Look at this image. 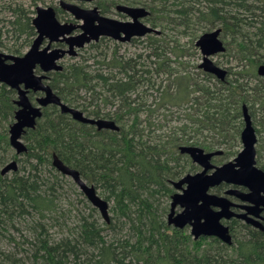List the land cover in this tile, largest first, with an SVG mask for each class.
<instances>
[{
  "label": "trees",
  "instance_id": "trees-1",
  "mask_svg": "<svg viewBox=\"0 0 264 264\" xmlns=\"http://www.w3.org/2000/svg\"><path fill=\"white\" fill-rule=\"evenodd\" d=\"M36 1L34 10L1 8L11 19L7 30L0 28V53L20 57L31 47ZM95 4L103 14L120 4L145 7L150 11L145 22L162 32L146 37V56H124L102 39L87 54L81 50L72 57L63 71L48 74L46 84L64 103L88 117L114 120L119 131L81 124L50 106L36 128L24 133L27 151L17 156L9 134L17 91L0 83V264H264V232L244 222H227L233 237L228 246L217 238L194 240L189 229L171 227L167 220L173 182L199 169L180 148L223 150L215 164L234 156L244 105L259 139L257 166L264 170V78L258 76L264 65V0ZM201 25L221 29L229 39L219 55L223 62L216 63L229 71L225 81L200 69L196 45L189 52L165 34V26L181 28L183 37ZM30 96L35 102L36 95ZM54 155L109 202V223L53 167ZM13 160L18 171L2 176ZM226 190L223 185L214 192Z\"/></svg>",
  "mask_w": 264,
  "mask_h": 264
},
{
  "label": "water",
  "instance_id": "water-1",
  "mask_svg": "<svg viewBox=\"0 0 264 264\" xmlns=\"http://www.w3.org/2000/svg\"><path fill=\"white\" fill-rule=\"evenodd\" d=\"M72 1L92 3L94 0ZM60 5L83 24L76 26L61 23L54 7L38 6L33 18L37 37L26 54L18 57L0 53V83L17 91L18 110L9 131L10 145L17 156H22L27 151L23 141L24 133L36 128L43 110L50 106H56L62 114L70 115L79 123L96 126L98 130L119 131L115 121L88 118L79 109L64 103L45 83L47 74L61 72L63 70L61 60L66 56L76 57L79 50L92 42H98L100 38L125 43L134 38L161 34L158 29L143 22L150 15V11L145 7L118 5L117 11L130 19L121 21L100 14L96 7L84 9L65 0H61ZM77 28L82 32L73 35ZM221 34V29L206 32L198 38L195 45L203 57L200 69L224 81L229 74L228 71L213 61L214 57L226 51ZM59 43H65L68 49L53 48ZM37 69L40 74L37 73ZM258 76L264 78V65L259 67ZM31 92L41 93L42 96L33 102L30 99ZM243 122L241 132L243 149L233 161L221 166L214 165L212 160L222 155V151L207 152L196 146L180 148L181 154L188 155L202 170L196 174H187L179 181L173 182L177 192L172 197L167 218L169 226L179 230L190 227V233L195 240L217 238L228 246L232 245L233 237L227 222L234 218L264 232V170L257 167L258 137L246 105L243 106ZM53 167L60 174L71 178L88 202L99 211L103 220L109 223L110 204L99 195L97 189L84 181L76 169L64 164L57 155L53 156ZM18 169V162L13 160L2 169L1 175L15 173ZM222 185L229 187L224 195L212 193L213 189ZM178 208L181 209L180 212H177ZM237 208L245 212L237 213L235 211Z\"/></svg>",
  "mask_w": 264,
  "mask_h": 264
},
{
  "label": "rangeland",
  "instance_id": "rangeland-1",
  "mask_svg": "<svg viewBox=\"0 0 264 264\" xmlns=\"http://www.w3.org/2000/svg\"><path fill=\"white\" fill-rule=\"evenodd\" d=\"M36 2L38 3V6L47 7V6H59L60 0H37ZM31 3H32V0H0V22L3 21L2 23H0V28L2 27V28H4V30H7V23L11 19L10 18L11 17V13H9L8 11H6V9L4 11L1 10V8H4V7L8 6V5H12V6H15V5H23V7L26 8V9L29 8V9L34 10V7H31ZM73 3H76V2H73ZM76 4H78V2ZM94 6H96L94 3L85 4L84 5V7H86V8H92ZM137 7H142V6H137ZM110 10L113 11V13L106 14V16H108L109 18H113V19H117V20H121V21H127L128 20L126 18H123V17H120V16H116L114 14V12H115V9L114 8H111ZM35 15H36V13H35ZM60 19H61V16H60ZM145 20L146 19H144L143 22H145ZM61 21H64V20L61 19ZM145 23L148 24V25H150L147 22H145ZM207 26L208 25H201V27H199V29H201L200 31L199 30H197V31L195 30V31H193V34L183 35V37H181L182 34H180V32H179V31H182L181 28L178 29L177 31H175V30L174 31H171V29H168L167 26H165V34L167 35V39L169 41H178V44L179 45L186 47V50H189V52H190L192 45L193 44L194 45L196 44V41L198 40V38L202 34H204L206 32H210V31L215 30V29L211 30V28L209 26H208L209 27L208 28ZM156 29H158L160 32H162V29L161 28H156ZM207 29H209V31ZM195 32H196V34L198 36L197 40L194 38V33ZM146 37L139 38V40H140L141 43H135V44H133V43H124V44L123 43H121V44L118 43L117 44V43H114L115 41H112L111 43H108V44L110 45L111 49H116L117 48L118 51L120 52V54H122L124 56L131 57V56H136V55H139V54H142V55L146 56L147 53H148V50L146 49V41H145L146 40ZM221 39L224 41V43L225 42H229V39L228 38H223L222 35H221ZM29 49H27L26 52ZM82 50H84V51L82 53L81 52L80 53L82 55H85V54H87L89 48H88V46H86ZM198 51H199V49H198ZM4 53H7L8 54V52H6V51H4ZM199 53H200V51H199ZM200 56H201V58L199 57L200 58L199 63L202 62V58H203L202 55H201V53H200ZM76 58H78V57H76ZM76 58H72V57H68L67 56L66 58H64L62 60V65L66 66L67 64H71L72 62H74L73 59H76ZM170 59L171 60H174V58L172 56L170 57ZM190 59H192L190 56H187L186 57V61H190ZM223 60H224V58H221L219 55L213 58V61L215 63H218V62H221L222 63ZM194 61L195 60L193 59V63H195ZM220 66L223 67V65H220ZM259 147H260V145L257 144L256 149L259 150ZM242 149H243V145H242V143H240V145L238 147H236L235 150H234L236 152V154L234 156H231V157L225 159L221 164H215V163H213V164H215L217 166H221V165H223L225 163H228L230 161H233L238 156V154L242 151ZM197 167H199V166H197ZM201 170L202 169L199 167L197 173L200 172ZM194 174H196V173H194ZM186 175H184V176H186ZM213 193H215V192L213 191ZM220 195H223V194H220ZM74 198L75 197H73L72 199H74ZM170 209H171V207H170ZM170 209H169L168 215L170 213ZM180 211H181V209L178 208L177 209V212H180ZM99 215H100V213H99ZM100 217H101V215H100ZM101 220H103L102 217H101ZM187 229H189V231H190V227H187Z\"/></svg>",
  "mask_w": 264,
  "mask_h": 264
},
{
  "label": "flooded vegetation",
  "instance_id": "flooded-vegetation-1",
  "mask_svg": "<svg viewBox=\"0 0 264 264\" xmlns=\"http://www.w3.org/2000/svg\"><path fill=\"white\" fill-rule=\"evenodd\" d=\"M65 1H67V2H70V3H73V2H75V1H72V0H65ZM60 2H61V0H60ZM60 2H59V6H52V7H54V9H55V11H56V16H57V18H58V20L61 22V23H70V24H73V25H76V26H80L81 24H83V22L82 21H78V20H76L75 19V17L72 15V14H70L69 12H67L66 10H64L62 7H61V5H60ZM77 3V2H76ZM76 3H74V4H76ZM92 3H94L95 4V0L92 2ZM85 4H91V3H85V2H78V4H76V5H79L81 8H84V9H92V8H98L97 7V5L96 6H94V7H92V8H86V7H84V5ZM118 6V5H117ZM116 6V7H117ZM48 7V6H47ZM116 7L114 8L115 9V12H114V14L116 15V16H120V17H123V18H126V19H128L124 14H122V13H119L118 11H117V9H116ZM99 11H100V14H102V15H104V16H106V14H103L102 12H101V10L99 9ZM35 12H36V10H35ZM110 13H113V11H111L110 10V12L109 13H107V14H110ZM60 16H61V19H63L64 21H61V19H60ZM35 17V16H34ZM108 17V16H107ZM129 20V19H128ZM82 32V30L80 29V28H77L75 31H74V33H73V35H78V34H80ZM36 37H37V35H36ZM102 39H107V40H111V41H114V40H112V39H109V38H100V40L99 41H101ZM135 39V38H134ZM35 40V39H34ZM133 40V39H132ZM131 40V41H132ZM98 41V42H99ZM131 41H129V42H125V43H130ZM115 42H117V41H115ZM92 43H97V42H92ZM91 43V44H92ZM117 43H122V42H117ZM33 44V43H32ZM46 44V43H45ZM124 44V43H123ZM90 45V44H89ZM89 45H87V46H89ZM32 46V45H31ZM53 48H62V49H68V46L65 44V43H59V44H56V45H54L53 46ZM82 50V49H81ZM81 50H79L78 51V55L77 56H79V54H80V52H81ZM26 54V53H25ZM24 54V55H25ZM76 56V57H77ZM67 57V56H66ZM65 57V58H66ZM68 57H71V56H68ZM60 64L62 65V60H61V62H60ZM63 66V70H64V65H62ZM219 66V65H218ZM223 68V67H222ZM225 69V68H224ZM38 71H39V69H37ZM62 70V71H63ZM226 70V69H225ZM228 71V70H227ZM51 73H54V72H51ZM228 73H229V71H228ZM38 74H40V71L38 72ZM48 74H50V73H48ZM48 74H47V78H48ZM229 75V74H228ZM228 77V76H227ZM226 77V78H227ZM47 80V79H46ZM226 80V79H225ZM224 80V81H225ZM45 83H46V81H45ZM31 94H34V95H36L35 97H36V99L38 98V97H40V96H42V94L41 93H33V92H31L30 93V95ZM30 99H31V96H30ZM36 102V101H35ZM81 111V110H80ZM83 112V111H82ZM84 113V112H83ZM84 115L85 116H87L85 113H84ZM251 116V115H250ZM88 117V116H87ZM88 118H91V119H103V118H94V117H88ZM252 118V117H251ZM105 120H110V119H105ZM114 121V120H113ZM77 122V121H76ZM81 124H83V123H81ZM117 124V123H116ZM88 125V124H87ZM92 126V125H91ZM94 127H96V126H94ZM97 128V127H96ZM108 131H110V130H108ZM258 144V143H257ZM256 147H257V145H256ZM218 151H222L223 153H224V151L223 150H218ZM214 152H216V151H214ZM223 153H222V155H223ZM221 156V155H220ZM217 157V156H216ZM256 162H257V149H256ZM215 165V164H214ZM258 167V166H257ZM260 168V167H259ZM263 170V169H262ZM83 179V178H82ZM84 180V179H83ZM85 181V180H84ZM90 185V184H89ZM77 186V185H76ZM223 186V185H222ZM224 186H226V185H224ZM227 187V190H228V186H226ZM216 189V188H215ZM241 190H244V189H242V188H240ZM213 191H214V189L212 190V193H213ZM81 192V191H80ZM226 192V191H225ZM224 192V193H225ZM82 193V192H81ZM83 194V193H82ZM215 194V193H214ZM84 195V194H83ZM224 195V194H223ZM85 197V196H84ZM86 198V197H85ZM88 201V200H87ZM235 211L237 212V213H243V212H245L243 209H240V208H237V209H235ZM99 212V211H98ZM263 216H264V213H263ZM235 219V218H234ZM236 220H238V219H236ZM239 221H241V220H239ZM230 222V221H229ZM241 222H243V221H241ZM245 223V222H244ZM252 227V226H251Z\"/></svg>",
  "mask_w": 264,
  "mask_h": 264
}]
</instances>
